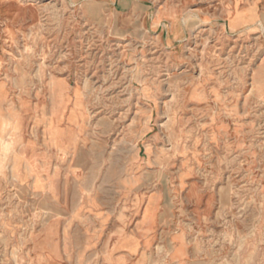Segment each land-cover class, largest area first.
I'll return each instance as SVG.
<instances>
[{
  "label": "rangeland",
  "instance_id": "374dc122",
  "mask_svg": "<svg viewBox=\"0 0 264 264\" xmlns=\"http://www.w3.org/2000/svg\"><path fill=\"white\" fill-rule=\"evenodd\" d=\"M0 264H264V0H0Z\"/></svg>",
  "mask_w": 264,
  "mask_h": 264
},
{
  "label": "bare ground",
  "instance_id": "6f19581e",
  "mask_svg": "<svg viewBox=\"0 0 264 264\" xmlns=\"http://www.w3.org/2000/svg\"><path fill=\"white\" fill-rule=\"evenodd\" d=\"M228 55V54H227ZM62 151V150H61Z\"/></svg>",
  "mask_w": 264,
  "mask_h": 264
}]
</instances>
